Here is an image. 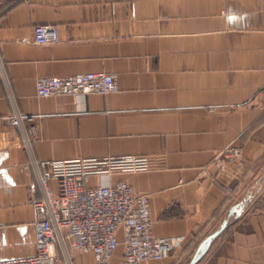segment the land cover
<instances>
[{"label": "crops", "instance_id": "obj_1", "mask_svg": "<svg viewBox=\"0 0 264 264\" xmlns=\"http://www.w3.org/2000/svg\"><path fill=\"white\" fill-rule=\"evenodd\" d=\"M37 24L61 41L37 44ZM0 55V260L36 252L32 158L140 154L149 170L113 179L148 194L156 235L184 237L143 264H189L243 203L196 264H264V0H0ZM91 71L116 73L118 89L37 95L41 76Z\"/></svg>", "mask_w": 264, "mask_h": 264}, {"label": "built area", "instance_id": "obj_2", "mask_svg": "<svg viewBox=\"0 0 264 264\" xmlns=\"http://www.w3.org/2000/svg\"><path fill=\"white\" fill-rule=\"evenodd\" d=\"M37 44L61 41L55 24L34 27ZM5 78L0 55V79ZM38 96H88L115 92L117 74L91 71L65 76H41ZM35 117L17 114L11 123L36 135ZM26 143L29 139L26 136ZM227 159L240 156V149L221 154ZM41 196L28 188L33 210L36 252L33 255L0 260V264H77L74 253L91 254L94 264H113L122 246L123 264H143L163 260L183 241V236H160L154 232L149 196L137 191L117 173L150 169L146 155L126 154L103 158L51 160L32 158Z\"/></svg>", "mask_w": 264, "mask_h": 264}, {"label": "water", "instance_id": "obj_3", "mask_svg": "<svg viewBox=\"0 0 264 264\" xmlns=\"http://www.w3.org/2000/svg\"><path fill=\"white\" fill-rule=\"evenodd\" d=\"M245 205V203L234 207L230 213L229 216L224 220L223 224L221 225V227L214 233H212L211 235H209L208 237H206L201 244L199 245L198 249L196 250L191 262L189 264H196L197 261L208 251L212 241L214 240V238L220 234L229 224L230 222V218L232 216H234L235 218L238 217L239 212L237 210L238 207H240V209H242V207ZM237 212V213H236Z\"/></svg>", "mask_w": 264, "mask_h": 264}, {"label": "rangeland", "instance_id": "obj_4", "mask_svg": "<svg viewBox=\"0 0 264 264\" xmlns=\"http://www.w3.org/2000/svg\"><path fill=\"white\" fill-rule=\"evenodd\" d=\"M80 253L79 251H76L74 254Z\"/></svg>", "mask_w": 264, "mask_h": 264}]
</instances>
